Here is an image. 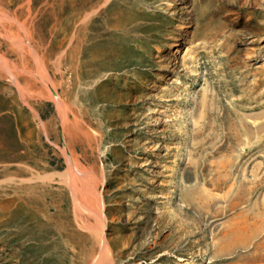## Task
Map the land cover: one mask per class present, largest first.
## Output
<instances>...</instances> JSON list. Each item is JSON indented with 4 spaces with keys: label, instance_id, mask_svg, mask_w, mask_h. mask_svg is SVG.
<instances>
[{
    "label": "rangeland",
    "instance_id": "rangeland-1",
    "mask_svg": "<svg viewBox=\"0 0 264 264\" xmlns=\"http://www.w3.org/2000/svg\"><path fill=\"white\" fill-rule=\"evenodd\" d=\"M69 167L115 264H264V0H0V264L98 257Z\"/></svg>",
    "mask_w": 264,
    "mask_h": 264
},
{
    "label": "bare ground",
    "instance_id": "bare-ground-1",
    "mask_svg": "<svg viewBox=\"0 0 264 264\" xmlns=\"http://www.w3.org/2000/svg\"><path fill=\"white\" fill-rule=\"evenodd\" d=\"M26 41H27V39H26ZM35 64H36L35 66H37V69H38V75L42 78L43 77V71H42L43 66L37 62V59H35ZM13 69H12V71L14 72ZM46 72L47 71L45 70V73ZM38 75H37V77H38ZM26 83L28 84V82H26ZM52 86H54V85L52 84ZM60 106H61V109H64L63 104H61ZM77 172L78 171H76V170L74 171V169L69 167L65 172L55 173V174H53V176L56 175L61 181L68 183L71 186V189L73 190V193H74L77 215L79 213H82V214L86 213V214L93 215L95 217L96 223L93 226H89V224H86L85 222H83V224L81 223L82 224L81 226H83V228L93 230L92 231V232H94L93 235L95 236L97 241L100 243V253H99L98 257L95 259V261H93V264H115L111 250H110L109 246L107 245V241H106L105 230H106V226H107V220H106V216H105L104 211H103L102 202L100 200L99 195L94 190L95 186L93 187V185H92V182L95 178L93 179L87 173L80 176L81 179L83 180V182L85 183V185L88 187V189L91 190V192L94 193L98 199L96 203L93 200H91L90 198L86 199L85 203H81V202H79L77 196L80 193L82 194L83 189H82V187L81 188L78 187L79 189L76 187Z\"/></svg>",
    "mask_w": 264,
    "mask_h": 264
}]
</instances>
